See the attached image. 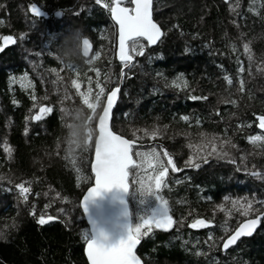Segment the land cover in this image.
<instances>
[{"label":"trees","instance_id":"obj_1","mask_svg":"<svg viewBox=\"0 0 264 264\" xmlns=\"http://www.w3.org/2000/svg\"><path fill=\"white\" fill-rule=\"evenodd\" d=\"M153 19L163 38L154 48L141 40L143 55L130 51L134 62L122 73L111 123L146 145L133 148L134 160L137 148L156 146L169 169L158 195L172 229L143 228L137 255L144 264H264V0H153ZM70 29L90 40L89 58ZM5 36L16 42L3 46L0 39V264H87L90 234L79 201L93 181L95 123L123 68L110 12L96 0H0ZM98 85L105 92L93 113L80 93L91 87L95 102ZM41 106L52 112L36 121ZM213 137L216 152L207 143ZM165 148L177 169L187 170L174 173ZM134 171L132 228L159 203L139 191L152 187L153 169ZM21 183L30 188L27 200ZM235 201L252 202L248 216ZM257 216L256 234L223 252V240ZM198 219L209 226L191 227Z\"/></svg>","mask_w":264,"mask_h":264},{"label":"snow or ice","instance_id":"obj_2","mask_svg":"<svg viewBox=\"0 0 264 264\" xmlns=\"http://www.w3.org/2000/svg\"><path fill=\"white\" fill-rule=\"evenodd\" d=\"M123 0H111V5L105 3L104 0H96V3L107 9L116 24L118 25V37H119V59L124 67H129L132 60L131 53L136 55H143V47L141 44V38L146 40L149 44H155L159 38L163 35L160 27L153 21L152 18V5L153 0H128L129 4H133L134 7L122 6ZM31 11L36 15H42L39 8L32 6ZM68 35H78L79 40L81 36L76 34L74 30H69ZM3 40L4 45L14 44L16 41L12 36L0 37ZM83 54L88 55L89 40L82 39ZM247 48V45H245ZM3 50V47H0ZM69 68L73 66L68 65ZM243 71V67L239 69ZM99 75V73H97ZM231 83V80L228 81ZM73 84L77 90L81 85L73 81ZM99 91L95 96V102L92 99V88L89 87L87 92H81L83 97V103L87 105L88 109H91L95 113L96 107L99 103L100 97L104 94V87L99 86ZM120 88H114L106 98V104L98 119V131L97 139L94 148V173H95V187H92L87 195L83 198L82 208L85 212L88 211V204L96 197H100L104 192H111L113 189H119L124 193L129 192V169H135L132 173L134 176L136 173L147 166V168L153 169V175L149 177V181L152 185L150 188H146L143 184L139 191L142 196H152L159 202V208L150 217L141 218V222L135 227L128 230L126 238L121 239L116 245H105L97 240L88 241V237L85 236L87 242V254L91 264H141L140 258L136 255L135 249L140 243L141 236L147 235L146 232H142L143 228H148L150 231L152 226L160 228L164 231L169 230L174 221L169 214V208L167 201L162 200L158 195V190L161 187L166 186L164 184V178L168 175V167L165 165V161L161 159V153L156 151V146L151 148V151H142L137 148L135 156L137 160L133 159V148L135 141L124 138L121 134L114 132L110 126L111 110L118 98ZM193 99H200L199 97H193ZM206 99V98H205ZM52 112L50 106L39 108V114L35 115L33 119L36 121L41 120L44 115ZM183 119L187 120L185 116ZM259 119V127L264 128V116ZM158 131V130H157ZM145 135H148L145 132ZM156 132L152 133L155 138ZM261 137L257 136L254 141L260 140ZM91 140V138H90ZM212 145L211 152H216V138L213 137L207 141ZM10 151V150H9ZM226 155V153H224ZM163 156L167 157L166 164L171 166L172 171H178L176 164L170 154L167 151L163 152ZM188 163L193 164L196 167L195 161L190 159ZM253 175H259V173H252ZM20 194L25 200H27V193L30 191L29 187H26L24 183L17 185ZM239 204L244 209L243 215L248 216L252 210V202L249 201L246 204L241 201L233 202V206ZM223 211V209H221ZM50 220L51 217H48ZM260 217L249 219L242 223L224 243V248L236 243L242 236H250L256 227L260 223ZM40 224L46 223L44 216L42 215L38 221ZM209 225L205 220L198 219L191 225L193 228L208 227ZM106 239V237H105Z\"/></svg>","mask_w":264,"mask_h":264},{"label":"water","instance_id":"obj_3","mask_svg":"<svg viewBox=\"0 0 264 264\" xmlns=\"http://www.w3.org/2000/svg\"><path fill=\"white\" fill-rule=\"evenodd\" d=\"M122 6H125V5L122 4ZM131 7H134V5L131 4ZM152 18H153V5H152ZM110 20H111V22L113 23V25L115 26V29H116L115 59L121 66H123L122 62L119 59V53H118V49H119L118 25L116 24L115 20L113 19L111 13H110ZM153 21H154V19H153ZM161 32L163 33L162 29H161ZM162 38H163V35L159 38V40L155 44H149L146 40H143L142 38H141V40L145 41L147 43V45L149 46V48H154L160 43ZM89 45L90 46H89V49H88V55L85 56L83 54L84 46L82 44V40L80 42V48H79L80 49V54L84 58H89L91 53H92V44H91L90 40H89ZM133 62H134V58H132V60L130 62V66L132 65ZM129 67H124L123 66V68L121 70V79H120V82H119V84L117 86V87L120 88V92H121V88L123 86V79H124V76L122 75V73L125 70H127ZM114 88H116V87H114ZM114 88H112L107 93V95L105 97V100H104L103 108L105 107L106 98H107L108 94ZM120 92H119L118 98H117V100H116V102H115V104H114V106H113V108L111 110L110 126H111V123H112L113 113H114V111H115V109L117 107L118 101H119ZM103 108H102L99 116L101 115V113L103 111ZM99 116H98V118L96 120V123H95L96 135H95V138L93 140V150H92V157H91V162H90V172H91V174L93 176V181H92L91 186L89 188H87V190L83 193V195H82V197H81V199L79 201V207L81 209L84 221H85V223H86V225H87V227L89 229L90 238H89L88 241L90 242L92 240H97L100 243H103L105 245L111 246V245L118 244L121 239L126 238L127 235H128V230L130 228H132L131 213H130V208H129V204H128V200H127L129 192L128 193H124V192H122L119 189H113L111 192H104V193H102V195L100 197H96L92 201L89 202L88 211L87 212H85L84 209L82 208L83 198L87 195L88 191L92 187H95L94 148H95V143H96V139H97ZM88 141H91L90 137L88 138ZM144 146H146V145H139L137 143H135V145H134V147H144ZM164 151H167L170 154V152L166 148L163 149V152ZM170 156L172 157V159L175 162V159H174L173 155L170 154ZM166 160H167V157H166ZM169 167L171 169V166H169ZM183 170H187V169H181V170H178V171H175V172L173 171V172L174 173H178V172H182ZM250 176L253 177L254 175L251 173ZM129 190H130V186H129ZM247 220H249V219H247ZM247 220L242 221L238 225V227L242 223L246 222ZM260 225H261V223H259V225L256 227V229L253 231V233L250 236H242L240 239H238L236 241L235 244H233V245L229 246L227 249H225L224 246H223L224 243L226 242V240L231 235L234 234L235 230L238 228L237 227L229 236H227L223 240L222 245H221L222 251L223 252H228L231 248L235 247L240 240L249 239V238L253 237L256 234V232L258 231V229L260 228ZM172 226L169 228V230L172 229ZM156 229L160 230V231H164V230H162L160 228H156ZM169 230H167V231H169ZM105 237H106V239H105ZM139 245H140V243L137 245V247L135 249L136 255H137V249H138ZM83 253H84V257H85L86 263L87 264H91V262H90V260L88 258V254H87V242H86V244L84 246ZM140 261H141V264H144L141 259H140Z\"/></svg>","mask_w":264,"mask_h":264},{"label":"rangeland","instance_id":"obj_4","mask_svg":"<svg viewBox=\"0 0 264 264\" xmlns=\"http://www.w3.org/2000/svg\"><path fill=\"white\" fill-rule=\"evenodd\" d=\"M128 7H131V6H128ZM75 33H76V34H80V31L76 29ZM71 36L76 37V36H78V35H71ZM144 174H145V173H144ZM143 176H144V175L139 174L137 178L141 179ZM147 176L150 177V175H147ZM158 208H159V203H158V204L155 206V208L152 210V214H153L154 212H156ZM152 214H151V215H152Z\"/></svg>","mask_w":264,"mask_h":264},{"label":"bare ground","instance_id":"obj_5","mask_svg":"<svg viewBox=\"0 0 264 264\" xmlns=\"http://www.w3.org/2000/svg\"><path fill=\"white\" fill-rule=\"evenodd\" d=\"M122 94V93H121Z\"/></svg>","mask_w":264,"mask_h":264}]
</instances>
